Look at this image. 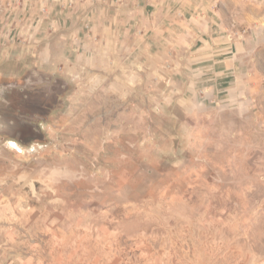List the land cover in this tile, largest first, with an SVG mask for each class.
Listing matches in <instances>:
<instances>
[{
    "label": "rangeland",
    "instance_id": "obj_1",
    "mask_svg": "<svg viewBox=\"0 0 264 264\" xmlns=\"http://www.w3.org/2000/svg\"><path fill=\"white\" fill-rule=\"evenodd\" d=\"M19 39L0 31V102L43 119L0 131V242L15 244L0 264L56 262L58 227L86 238L90 264H238L264 248V41L225 74L122 91Z\"/></svg>",
    "mask_w": 264,
    "mask_h": 264
},
{
    "label": "crops",
    "instance_id": "obj_2",
    "mask_svg": "<svg viewBox=\"0 0 264 264\" xmlns=\"http://www.w3.org/2000/svg\"><path fill=\"white\" fill-rule=\"evenodd\" d=\"M0 31L32 39L46 59L79 79L94 78L103 89L111 79L112 89L124 91L144 77L162 83L170 72L183 79L231 71L244 62L246 47L264 41V0H0ZM55 229L48 236L51 264H90L82 248L86 238ZM3 236L5 256L15 244ZM237 263L264 264V248L239 249Z\"/></svg>",
    "mask_w": 264,
    "mask_h": 264
},
{
    "label": "flooded vegetation",
    "instance_id": "obj_3",
    "mask_svg": "<svg viewBox=\"0 0 264 264\" xmlns=\"http://www.w3.org/2000/svg\"><path fill=\"white\" fill-rule=\"evenodd\" d=\"M20 90V91H19ZM51 96H57L64 92V89L61 91L60 89L51 88ZM21 94V89L17 88H4L2 89V95H12L14 96L16 93ZM25 92V91H23ZM61 92V93H58ZM2 101V99H0ZM4 102V103H3ZM3 102H0V131L2 132H11L16 131L14 127H17L21 124H26L28 127L33 128L34 122H40L43 118L39 117L37 114H33V111H29L28 113L20 111V106L15 102H6L4 99ZM51 105V108L55 107L52 104L47 103L46 106ZM53 106V107H52ZM50 108V109H51ZM18 109L19 112L16 110ZM47 111V113L50 111ZM41 119H39V118ZM7 118V119H6ZM45 118V117H44ZM6 119V120H5ZM26 119V120H25ZM6 123V125H5ZM18 151L22 152V149L19 148Z\"/></svg>",
    "mask_w": 264,
    "mask_h": 264
}]
</instances>
